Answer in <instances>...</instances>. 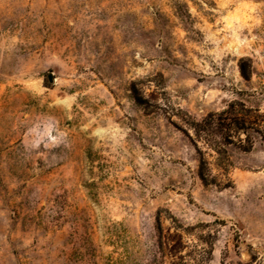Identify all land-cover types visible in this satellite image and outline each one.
I'll return each mask as SVG.
<instances>
[{
  "label": "rangeland",
  "instance_id": "374dc122",
  "mask_svg": "<svg viewBox=\"0 0 264 264\" xmlns=\"http://www.w3.org/2000/svg\"><path fill=\"white\" fill-rule=\"evenodd\" d=\"M0 264H264V0H0Z\"/></svg>",
  "mask_w": 264,
  "mask_h": 264
},
{
  "label": "water",
  "instance_id": "95a60500",
  "mask_svg": "<svg viewBox=\"0 0 264 264\" xmlns=\"http://www.w3.org/2000/svg\"><path fill=\"white\" fill-rule=\"evenodd\" d=\"M50 80H54L53 76H50Z\"/></svg>",
  "mask_w": 264,
  "mask_h": 264
}]
</instances>
